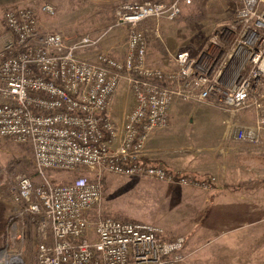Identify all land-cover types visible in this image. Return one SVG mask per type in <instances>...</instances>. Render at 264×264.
<instances>
[{"label":"built area","instance_id":"built-area-1","mask_svg":"<svg viewBox=\"0 0 264 264\" xmlns=\"http://www.w3.org/2000/svg\"><path fill=\"white\" fill-rule=\"evenodd\" d=\"M197 0H122L115 20L101 35H82L67 43L58 31L39 30V13L54 15L52 4L12 3L2 12L12 39L0 51V141L29 143L40 183L17 175L12 194L15 207L6 237L22 238L25 223L36 232L37 264H181L184 235L168 238L156 224L98 218L89 212L100 202L102 170L173 180L207 190L214 178L175 175L144 160L152 131L169 124L175 101L212 99L235 113L252 108L251 125L239 126L233 137L257 144L264 130V0H233L232 46L223 57L187 50L174 56V67H152L146 60L145 21H172L182 6ZM127 28L122 59L96 53L93 60L78 53L97 48L115 27ZM157 35L158 28L152 30ZM218 49V48H217ZM5 50L9 54H5ZM226 81L223 82V77ZM121 79L134 98L120 125L108 103ZM85 167L96 176H78L51 184L48 169ZM8 239V240H9ZM0 264H14V255L0 247Z\"/></svg>","mask_w":264,"mask_h":264},{"label":"rangeland","instance_id":"rangeland-1","mask_svg":"<svg viewBox=\"0 0 264 264\" xmlns=\"http://www.w3.org/2000/svg\"><path fill=\"white\" fill-rule=\"evenodd\" d=\"M16 2L52 4L55 8L54 15L39 13V30L60 33L65 30L66 42L71 43L82 35L103 34L107 27L114 23L116 9L122 0ZM10 4L12 3L0 6V51L12 39L2 18L3 10ZM235 11L236 5L233 0H197L192 5L182 6L181 13L172 21L165 19L145 21L147 63L152 67L171 69L174 67L175 54L181 50H187L194 56H199L203 52H212L215 57L220 56L223 50L221 56L223 57L232 46L230 29L235 19ZM155 28H158L157 35L152 31ZM126 40L127 28L115 27L103 36L97 48H90L78 55L83 59L93 60L96 53L102 52L122 59L126 52ZM222 81H226L225 76ZM262 92L264 95V89ZM133 104L130 85L126 79H121L108 103L111 118L120 125L124 114ZM241 111L235 113L222 111L212 99L202 102L175 101L170 106L168 126L149 134L144 151L150 149L151 153L154 151L151 157L160 158V163L152 160L151 164L162 165L171 173L181 175L189 169L186 164H189L192 158L198 157L203 161L202 164L206 163L205 160L208 159L206 150L215 145L207 143L208 139L217 132L216 127L214 128L209 122L221 121L226 125L225 121L228 117ZM226 127V135L233 136L239 126L229 124ZM33 165L32 148L29 143H18L8 138L0 141V200L7 203L9 215L15 207L11 196L14 193L16 176L29 175L33 182H41L39 176L33 175ZM28 169L31 171L26 173ZM95 173L96 171L85 167L44 171L45 177L51 184L67 183L83 175L92 178L96 176ZM100 179L102 196L100 202L89 212L91 224L98 218L108 216L125 221L156 224L164 229L168 238L184 235L186 245L183 255H187L190 235L200 226L196 224L197 217L204 214V189L181 184L177 182L176 176L168 181L102 170ZM22 231V238L14 236L11 239L9 236L6 237L5 232L0 247L8 249L14 255V264H37L34 226L26 222ZM202 263L204 258L190 259L187 256L181 264Z\"/></svg>","mask_w":264,"mask_h":264},{"label":"crops","instance_id":"crops-1","mask_svg":"<svg viewBox=\"0 0 264 264\" xmlns=\"http://www.w3.org/2000/svg\"><path fill=\"white\" fill-rule=\"evenodd\" d=\"M16 1L22 0H0V6ZM254 119V111L244 109L228 117L225 124L247 126ZM209 123L217 132L207 143L218 146L206 150L205 164L195 157L184 171L197 179L214 178L211 187L205 190L204 214L197 217L196 224L200 226L190 235L185 259L204 258L202 264H264V130L257 144H249L226 135L223 122ZM148 150L144 160L160 163V158L151 157L154 151ZM0 202L4 203L8 216L7 203Z\"/></svg>","mask_w":264,"mask_h":264},{"label":"trees","instance_id":"trees-1","mask_svg":"<svg viewBox=\"0 0 264 264\" xmlns=\"http://www.w3.org/2000/svg\"><path fill=\"white\" fill-rule=\"evenodd\" d=\"M201 1H204V0H201ZM5 54L8 55L9 54V51L8 50H5ZM27 172L26 173H29V171H31V169H28L26 170ZM32 172H33V175H37L38 176V173H37V170L36 168L32 167ZM185 176H190L189 173H183ZM176 175V174H175ZM28 177H31L29 175H27ZM202 179H205V178H202ZM35 184V182H33ZM8 217L5 213V205L3 202H0V242L2 240V235L6 232V229H7V226H8Z\"/></svg>","mask_w":264,"mask_h":264}]
</instances>
